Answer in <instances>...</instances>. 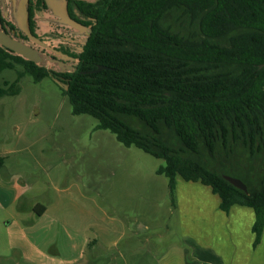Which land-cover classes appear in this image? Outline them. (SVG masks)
I'll list each match as a JSON object with an SVG mask.
<instances>
[{
    "label": "trees",
    "instance_id": "trees-1",
    "mask_svg": "<svg viewBox=\"0 0 264 264\" xmlns=\"http://www.w3.org/2000/svg\"><path fill=\"white\" fill-rule=\"evenodd\" d=\"M76 3L95 20L76 70L60 73L0 46V72L18 74L0 98L19 94L26 74L68 84L61 87L74 114L92 115L97 128L165 161L157 173L168 178L173 205L181 176L209 186L225 212L252 207L256 248L264 232V0ZM172 12L188 32L166 24Z\"/></svg>",
    "mask_w": 264,
    "mask_h": 264
},
{
    "label": "rangeland",
    "instance_id": "rangeland-1",
    "mask_svg": "<svg viewBox=\"0 0 264 264\" xmlns=\"http://www.w3.org/2000/svg\"><path fill=\"white\" fill-rule=\"evenodd\" d=\"M166 24L188 32L177 12L169 13ZM37 31L52 44L64 43L59 36L48 34L51 24L39 21ZM64 35L69 37L68 32ZM48 66L59 68L52 63ZM17 76L16 70H3L0 86ZM19 85V94L0 98V156L5 159L0 169V264H68L66 256L78 252L86 232L34 226L37 215L32 224L26 223L33 217V208L29 211L28 207L37 203L56 206L58 212L106 211L105 238L112 235L113 225L107 221H112L115 210L132 216L134 209L148 210L146 217L135 218L138 229L133 239L121 244V252L115 251L116 258L122 253L121 258L114 261L106 255L112 249H98L99 260L94 263L159 264V257L169 252L161 263L183 264L180 252L185 253L188 239L179 231L177 213L167 216L172 204L168 178L156 172L165 161L136 146H126L111 131L97 128L98 120L92 115L74 114L63 83L52 77L35 82L26 74ZM107 229L111 231L107 233ZM100 241L93 237L90 249ZM149 244L154 246L150 254Z\"/></svg>",
    "mask_w": 264,
    "mask_h": 264
},
{
    "label": "crops",
    "instance_id": "crops-1",
    "mask_svg": "<svg viewBox=\"0 0 264 264\" xmlns=\"http://www.w3.org/2000/svg\"><path fill=\"white\" fill-rule=\"evenodd\" d=\"M40 15L38 19L41 20L42 25L50 24L53 21L49 10H44ZM47 201L51 202V198L49 197ZM220 201L219 195L214 193L209 186L199 181H186L181 176H177L176 204L173 205L170 202L167 216L170 217L177 213L181 225L179 231L184 233V237L188 239V247L183 245L185 253L180 252L183 258L182 263L264 264V232L260 244L256 248L253 246L255 234L252 226L256 219L254 209L235 204L229 212H225L220 208ZM35 207L30 205L27 209L31 211L33 208V217L26 220L27 224H32L35 215H37L38 218L33 223L34 226L53 227V230L57 232H86L81 236L78 252L66 256L68 264L80 263L84 258L82 264H100L101 262L94 263L96 259L99 260V250L108 251L109 249H112V253L105 254L111 259L113 257L115 261L122 256V253H119L120 256L118 255L116 258L115 251L119 250L122 243L129 242V239L131 241L135 236L134 231L138 229V227H134L138 226V220L136 221L135 218L148 215V210L143 209L132 210L134 216L127 214V211L124 213V211L115 210L114 212L117 214L112 217V221H107L113 225L112 237L105 238L103 228L108 216L106 211H100V214L98 211L87 214H83V211L77 214L58 212L59 208L52 207L50 204L46 205L44 211L39 214L38 210L41 208L36 210ZM150 215L153 217L154 212L151 211ZM152 223L153 220L149 222V227H152ZM106 231L108 233L111 230L107 229ZM93 237H98L102 243H95L93 245L95 248L91 250L89 243ZM153 247L148 245L149 254ZM175 249L179 251L182 248ZM187 250L188 255L186 254ZM169 255V252L161 255L158 263L165 264L161 261ZM187 257L190 258L189 261ZM174 263H176L175 260Z\"/></svg>",
    "mask_w": 264,
    "mask_h": 264
},
{
    "label": "water",
    "instance_id": "water-1",
    "mask_svg": "<svg viewBox=\"0 0 264 264\" xmlns=\"http://www.w3.org/2000/svg\"><path fill=\"white\" fill-rule=\"evenodd\" d=\"M47 5L49 7V12L52 16L54 22L65 25L73 29V32L76 36L85 37V40H82L83 44L86 43L87 38L92 32V29L76 19L72 18L69 10H68V0H46ZM29 0H9V4L5 9V16L8 17L10 15L11 20L18 26V28L27 34L31 41L37 42L38 44H43L41 40L35 37L30 31V18H29V10H28ZM0 46H3L9 49L16 55H20L23 58L33 61L39 66L49 67V63L57 65L59 68L54 70L66 71V64L64 61H60L44 52L39 50L38 48L32 45L28 40L20 37L19 35H15L10 33L9 30L3 27L2 22L0 20ZM264 64H261L262 67ZM105 68V66H99L93 70V72H97ZM58 83L60 81L56 78ZM62 83V82H61ZM63 87L68 89V84L63 83ZM224 178L229 181L235 187L248 191L247 185L237 177H233L230 175H225Z\"/></svg>",
    "mask_w": 264,
    "mask_h": 264
},
{
    "label": "flooded vegetation",
    "instance_id": "flooded-vegetation-1",
    "mask_svg": "<svg viewBox=\"0 0 264 264\" xmlns=\"http://www.w3.org/2000/svg\"><path fill=\"white\" fill-rule=\"evenodd\" d=\"M76 1H85L89 4L100 6L103 0H68V10L71 17L92 29V25L94 24L95 20L81 13ZM8 4H9V0H0V20L4 28L9 30L10 33L19 35L20 37L28 40L30 43L32 42V45L38 48L39 50H41L42 52L60 61H64L67 70L66 71L57 70L58 72L67 73L76 70V67L80 62V55L83 51V47L86 44V43L83 44V42L79 39L81 38V36H76L72 28L58 24L54 21L50 23L52 27V31L49 32L48 34L59 36V38H62L64 40L63 44L60 45L52 44L48 42L37 31V23L41 21L40 19H38V16H41L40 13L43 12L44 10H49L46 0H29V5H28L29 18H30L29 20L30 31L35 37L41 40L43 44H38L37 42L31 41V38L27 34L22 32L18 28V26L11 20L10 15H8V17L5 16V9ZM92 20H94V22ZM67 32L69 37L65 35L62 36V34L64 33L67 34ZM78 44L80 45L78 46Z\"/></svg>",
    "mask_w": 264,
    "mask_h": 264
}]
</instances>
